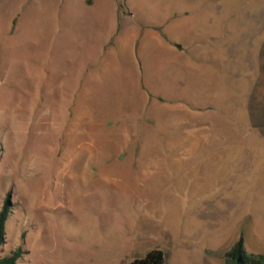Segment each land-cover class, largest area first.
<instances>
[{
    "label": "rangeland",
    "instance_id": "374dc122",
    "mask_svg": "<svg viewBox=\"0 0 264 264\" xmlns=\"http://www.w3.org/2000/svg\"><path fill=\"white\" fill-rule=\"evenodd\" d=\"M6 200L15 264H222L264 230V0H0Z\"/></svg>",
    "mask_w": 264,
    "mask_h": 264
},
{
    "label": "trees",
    "instance_id": "16d2710c",
    "mask_svg": "<svg viewBox=\"0 0 264 264\" xmlns=\"http://www.w3.org/2000/svg\"><path fill=\"white\" fill-rule=\"evenodd\" d=\"M10 213L8 201H5L0 210V252L5 243V224ZM24 254L21 248L12 250L8 255L0 256V264H15ZM128 264H164V254L159 249H152L141 258H137ZM223 264H264V253H248L244 249L243 238L238 240L223 254Z\"/></svg>",
    "mask_w": 264,
    "mask_h": 264
},
{
    "label": "crops",
    "instance_id": "0c3cea01",
    "mask_svg": "<svg viewBox=\"0 0 264 264\" xmlns=\"http://www.w3.org/2000/svg\"><path fill=\"white\" fill-rule=\"evenodd\" d=\"M236 145V144H235ZM237 145H241V144H237ZM227 146H229V148H231V147H234V144H229V145H219V146H209V147H219V148H225V147H227ZM221 214H223V212H220ZM220 213H218V214H220ZM229 213H231V210H229ZM217 213L215 214V215H217V216H219V218L222 216V215H218ZM251 214H253V213H251ZM254 215V214H253ZM256 217H257V219H258V227L259 228H263L264 229V202H263V208H262V206H259L258 207V212H257V215H256ZM254 218H255V216H254ZM243 219V221H245V223L248 221V223L249 224H253V223H251V215L249 214V215H247V217H244V218H242ZM249 231L250 232H248V235H249V237L250 236H252V237H250V238H248V240H247V238L246 237H244L243 238V244H244V248H245V250L249 253L250 251L249 250H247V248H246V246H248V244H249V246L251 247V248H254V247H257V248H255V249H258V246L261 248H263V250H257V251H255V249H254V251L255 252H253V254H263L264 253V230H256L255 232H253L252 231V228L251 227H249ZM237 241V240H236ZM250 253H252V252H250ZM203 263L204 264H208V263H210V256H208V257H206L204 260H203ZM223 264V263H222Z\"/></svg>",
    "mask_w": 264,
    "mask_h": 264
}]
</instances>
